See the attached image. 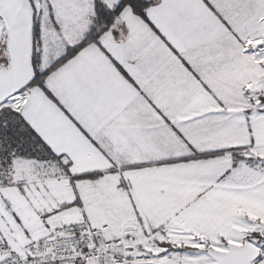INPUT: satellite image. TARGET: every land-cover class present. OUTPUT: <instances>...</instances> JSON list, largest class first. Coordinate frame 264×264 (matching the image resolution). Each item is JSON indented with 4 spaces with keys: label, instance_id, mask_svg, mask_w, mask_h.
Wrapping results in <instances>:
<instances>
[{
    "label": "snow or ice",
    "instance_id": "obj_1",
    "mask_svg": "<svg viewBox=\"0 0 264 264\" xmlns=\"http://www.w3.org/2000/svg\"><path fill=\"white\" fill-rule=\"evenodd\" d=\"M0 264H264V0H0Z\"/></svg>",
    "mask_w": 264,
    "mask_h": 264
}]
</instances>
